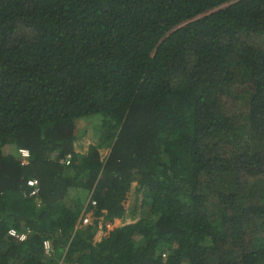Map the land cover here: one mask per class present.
<instances>
[{
    "label": "trees",
    "instance_id": "1",
    "mask_svg": "<svg viewBox=\"0 0 264 264\" xmlns=\"http://www.w3.org/2000/svg\"><path fill=\"white\" fill-rule=\"evenodd\" d=\"M0 264H264V0H0Z\"/></svg>",
    "mask_w": 264,
    "mask_h": 264
},
{
    "label": "built area",
    "instance_id": "2",
    "mask_svg": "<svg viewBox=\"0 0 264 264\" xmlns=\"http://www.w3.org/2000/svg\"><path fill=\"white\" fill-rule=\"evenodd\" d=\"M18 153L20 154L21 157V161L20 164L21 165H27L29 163V151L26 149H19ZM71 158L72 155L71 154H67L65 156V158L63 160H60V163H64L65 165H69L71 163ZM38 182L34 179H29L27 180V186L30 188L29 192H26V194L30 197V196H36L38 193V188H37ZM92 205H95V202H91ZM82 224L86 225L89 223L90 218H91V214H85L83 212L82 214ZM106 226H111V224L109 222L106 223ZM7 234L9 237L14 238L17 242H24L27 239L28 234H30V229L29 228H25L23 230H17L16 228H9L7 231ZM42 248H43V253L45 256H47L48 258L53 256V246L52 243L50 241V239H45L42 242ZM162 256H165V254H162Z\"/></svg>",
    "mask_w": 264,
    "mask_h": 264
},
{
    "label": "rangeland",
    "instance_id": "3",
    "mask_svg": "<svg viewBox=\"0 0 264 264\" xmlns=\"http://www.w3.org/2000/svg\"><path fill=\"white\" fill-rule=\"evenodd\" d=\"M97 125V118H89V119H86L85 121H83L81 124L78 123L77 124V129L78 130H83L85 129L86 127L89 128L90 130L88 131L89 133H82L80 132L79 135H82L80 138V146L81 148L78 149L79 151L85 153V149L87 148V146L90 144V143H95L97 138L91 136L90 134L92 133V131H94V126ZM107 150H102V153L103 154H106ZM127 203V200L125 202V204ZM120 222L118 220H115L114 223L111 225V226H106L107 228V231L111 230L113 228V226H118ZM106 225V224H105Z\"/></svg>",
    "mask_w": 264,
    "mask_h": 264
},
{
    "label": "clouds",
    "instance_id": "4",
    "mask_svg": "<svg viewBox=\"0 0 264 264\" xmlns=\"http://www.w3.org/2000/svg\"><path fill=\"white\" fill-rule=\"evenodd\" d=\"M24 149H25V148H24ZM26 150H27V149H26ZM66 155H67V154H66ZM66 155H65V156H66ZM65 156H64L62 159H60V160H63V159L65 158ZM72 156H73V155H72ZM60 160H59V163H60ZM71 160H72V158H71ZM20 161H21V160H20ZM29 161H30V155H29ZM28 164H29V163H28ZM28 164H27V165H28ZM60 164H62V165H64V166H69L71 163H70L69 165H65L64 163H60ZM22 166H25V165H22ZM34 180H36V181L38 182L37 179H34ZM26 187H28V186H27V181H26ZM28 188H29V187H28ZM37 188H38V193H37V195H36V196H30V197H31V198L34 197V200H35L36 204L39 205L40 203H39V201H38V199H37L38 194H39V182H38ZM29 189H30V188H29ZM29 189H28V190H29ZM82 214H83V213H82ZM85 214H91V213H85ZM81 217H82V215H81ZM81 217H80V219L78 220L77 225H75V227H74V231H75L78 227H80V226L83 225V224H82V218H81ZM91 218H92V216H91ZM91 218H90V220H91ZM89 222H90V221H89ZM112 224H113V223H112ZM112 224H111V225H112ZM114 227H115V226H113V228H114ZM113 228H112V229H113ZM112 229H111V230H112ZM109 231H110V230H109ZM42 242H43V241H42ZM63 252H64V251H63ZM60 263H61V261H60Z\"/></svg>",
    "mask_w": 264,
    "mask_h": 264
},
{
    "label": "crops",
    "instance_id": "5",
    "mask_svg": "<svg viewBox=\"0 0 264 264\" xmlns=\"http://www.w3.org/2000/svg\"><path fill=\"white\" fill-rule=\"evenodd\" d=\"M119 225V224H118Z\"/></svg>",
    "mask_w": 264,
    "mask_h": 264
}]
</instances>
